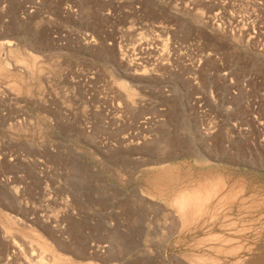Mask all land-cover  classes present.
I'll return each mask as SVG.
<instances>
[{
  "label": "rangeland",
  "instance_id": "rangeland-1",
  "mask_svg": "<svg viewBox=\"0 0 264 264\" xmlns=\"http://www.w3.org/2000/svg\"><path fill=\"white\" fill-rule=\"evenodd\" d=\"M8 40L0 264H264V0H4Z\"/></svg>",
  "mask_w": 264,
  "mask_h": 264
},
{
  "label": "bare ground",
  "instance_id": "bare-ground-1",
  "mask_svg": "<svg viewBox=\"0 0 264 264\" xmlns=\"http://www.w3.org/2000/svg\"><path fill=\"white\" fill-rule=\"evenodd\" d=\"M0 44H7V45H9V46H11L12 45V42L11 41H0ZM0 47H2L1 45H0ZM35 58V57H34ZM204 189V188H203ZM212 189V188H211ZM211 189H209V190H211ZM208 190V189H207ZM213 191H214V189H212ZM200 191V189L198 190V189H196V190H194L193 192L191 191V192H186V193H184V194H182V200L183 201H188V203L190 202H192V201H194V203L196 204V202H199L198 200H200V204H201V199H202V197H201V192H199ZM204 193V192H203ZM215 194V193H214ZM205 194H203V196H204ZM197 200V201H196ZM196 201V202H195ZM194 203H193V205H194ZM203 203V202H202ZM198 204V203H197ZM199 204V205H200ZM202 205V204H201ZM191 206V205H190ZM196 206H198V205H196ZM194 207V206H193ZM184 208V207H183ZM197 209V207L195 208V210ZM180 210V209H179ZM182 210V209H181ZM201 210V208L199 209V211ZM182 212V211H181ZM195 212V211H194ZM183 214H184V212H183ZM185 215V214H184ZM42 259V260H41ZM45 263V261L43 262V258H42V256H40V258L38 259V263H36V264H44ZM55 263V261L53 262V264ZM46 264H50V263H48V262H46ZM52 264V263H51ZM58 264V263H57Z\"/></svg>",
  "mask_w": 264,
  "mask_h": 264
},
{
  "label": "built area",
  "instance_id": "built-area-1",
  "mask_svg": "<svg viewBox=\"0 0 264 264\" xmlns=\"http://www.w3.org/2000/svg\"><path fill=\"white\" fill-rule=\"evenodd\" d=\"M0 3H4V0H0ZM4 7V6H3ZM202 129L205 131V132H209V131H212V126H207L206 127H202Z\"/></svg>",
  "mask_w": 264,
  "mask_h": 264
}]
</instances>
